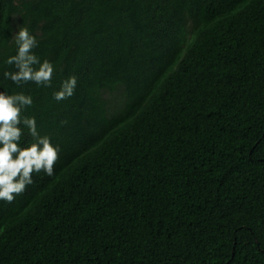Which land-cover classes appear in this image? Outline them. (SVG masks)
<instances>
[{"label":"trees","instance_id":"obj_1","mask_svg":"<svg viewBox=\"0 0 264 264\" xmlns=\"http://www.w3.org/2000/svg\"><path fill=\"white\" fill-rule=\"evenodd\" d=\"M21 27L50 86L4 76ZM0 93L59 156L0 264H264V0H0Z\"/></svg>","mask_w":264,"mask_h":264},{"label":"clouds","instance_id":"obj_2","mask_svg":"<svg viewBox=\"0 0 264 264\" xmlns=\"http://www.w3.org/2000/svg\"><path fill=\"white\" fill-rule=\"evenodd\" d=\"M18 51L6 63L14 65L15 72H4L18 86L26 82L50 86L53 65L45 60L39 62L33 53L37 40L28 29L21 27L15 36ZM39 64V68L34 65ZM77 84L76 77H69L63 82L60 91L54 94V99L61 101L71 97ZM33 101L23 94L5 95L0 93V200L11 203L16 196L21 195L28 185L33 183L32 174L44 171L48 176L54 174V166L59 159L58 149L53 147L47 137H40L36 130L34 118H22L25 107H30ZM26 126L35 142L26 148L20 146L22 129Z\"/></svg>","mask_w":264,"mask_h":264}]
</instances>
